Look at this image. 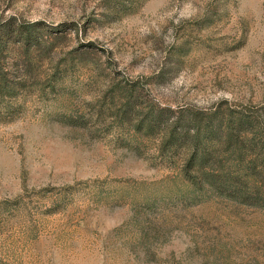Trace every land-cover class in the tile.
I'll list each match as a JSON object with an SVG mask.
<instances>
[{"label":"rangeland","instance_id":"rangeland-1","mask_svg":"<svg viewBox=\"0 0 264 264\" xmlns=\"http://www.w3.org/2000/svg\"><path fill=\"white\" fill-rule=\"evenodd\" d=\"M0 50V264H264V209L133 117L264 124V0H0Z\"/></svg>","mask_w":264,"mask_h":264},{"label":"trees","instance_id":"trees-1","mask_svg":"<svg viewBox=\"0 0 264 264\" xmlns=\"http://www.w3.org/2000/svg\"><path fill=\"white\" fill-rule=\"evenodd\" d=\"M2 58V50H0ZM133 92L126 93L127 110H133ZM134 99V98H133ZM201 111L160 107L135 115V131L158 136V147L178 157V169L195 188L239 204L264 209V124L249 115L219 107ZM234 154V167L224 160Z\"/></svg>","mask_w":264,"mask_h":264}]
</instances>
